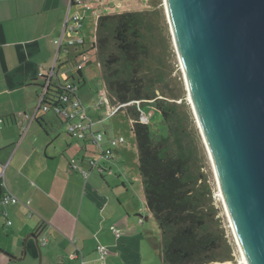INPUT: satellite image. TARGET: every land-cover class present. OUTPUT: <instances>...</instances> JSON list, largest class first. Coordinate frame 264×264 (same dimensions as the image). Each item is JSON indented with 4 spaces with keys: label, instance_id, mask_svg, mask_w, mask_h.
<instances>
[{
    "label": "crops",
    "instance_id": "crops-1",
    "mask_svg": "<svg viewBox=\"0 0 264 264\" xmlns=\"http://www.w3.org/2000/svg\"><path fill=\"white\" fill-rule=\"evenodd\" d=\"M79 1L0 0V172L19 199L0 205V214L6 213L0 223V264H37L39 254L31 238L23 255L24 238L30 233L45 235L46 243H39L42 264H76L71 258L76 248L88 254L84 264H126L114 249L113 233L117 227L126 229L139 207L111 188L105 174L112 173L114 163L99 160L89 167L81 162L87 177L70 168L72 162L90 158L94 145L71 136L61 117L38 105L43 84L38 73L53 67L52 85L69 79L74 60L95 42L97 17L109 6ZM116 6L122 7L121 1ZM76 13L83 19L73 28L70 19ZM60 38L58 46L54 41ZM78 38L81 45L65 46V40ZM81 73L84 85L86 72ZM79 98L93 130L103 132L106 141L113 138L95 125L93 118L100 116L96 102L85 104ZM122 150V144L113 148L111 160ZM98 245L111 250L105 260L101 255L98 260Z\"/></svg>",
    "mask_w": 264,
    "mask_h": 264
},
{
    "label": "water",
    "instance_id": "water-1",
    "mask_svg": "<svg viewBox=\"0 0 264 264\" xmlns=\"http://www.w3.org/2000/svg\"><path fill=\"white\" fill-rule=\"evenodd\" d=\"M162 8L222 214L246 263L264 264V0Z\"/></svg>",
    "mask_w": 264,
    "mask_h": 264
},
{
    "label": "trees",
    "instance_id": "trees-1",
    "mask_svg": "<svg viewBox=\"0 0 264 264\" xmlns=\"http://www.w3.org/2000/svg\"><path fill=\"white\" fill-rule=\"evenodd\" d=\"M151 5L149 11L100 14L95 42L84 52L89 59L83 66L93 55L97 57L107 93L113 102L124 104L121 109L131 120L145 206L161 232L164 263L232 261V246L214 222L216 209L208 204L211 195L205 176L195 167L194 152L184 141L187 134L176 102L183 95L164 90L168 86L165 67L153 51L163 13L160 1ZM73 71L65 81L75 87L74 93L52 85L45 89L41 104L54 106L62 93L69 99L76 96L82 69ZM143 103L158 111L168 130L165 136L154 139L149 124L139 121Z\"/></svg>",
    "mask_w": 264,
    "mask_h": 264
},
{
    "label": "rangeland",
    "instance_id": "rangeland-1",
    "mask_svg": "<svg viewBox=\"0 0 264 264\" xmlns=\"http://www.w3.org/2000/svg\"><path fill=\"white\" fill-rule=\"evenodd\" d=\"M95 1L96 2H93L94 4H99V2H101L103 6H106L107 4L109 5L104 8L103 11L105 13H115L118 11H127L125 9L132 11H149L154 8L151 4L156 0ZM118 1H121L122 7L116 6ZM158 1H160L163 20L160 19L161 27L155 33L156 39L153 42V51L165 67L168 86L167 89L165 88L164 90H167V92L172 91L180 96L183 95L182 98L176 100V102L179 104L178 112L182 117L181 124L187 134L186 136L184 135V141L194 152L195 167H200V172H202L205 176V184L207 185L211 195V199H209L208 204H211L216 209L214 222L220 230L224 231L225 237L232 246L233 260L229 262H232L233 264H241V252L222 214L215 182L207 161L199 130L189 105L182 74L180 72L174 48L167 31L166 20L162 8V0ZM89 33H92L90 29ZM89 44H86V46ZM97 61V57L93 55L91 57V62L82 68V72H86V83L80 86L77 94L81 97L85 104L91 100L93 103L96 102L97 92L105 89V84ZM141 110L142 113L148 117L147 123L150 127L151 136L154 139L165 136L168 130L158 111L149 103L141 104ZM96 112H98L100 116H95L93 118V120L96 121L95 125L100 127L101 130L106 128L108 133L112 134L114 138H118L119 136L124 138V142L121 143L123 150L118 152L116 156H114L115 158L113 160L103 161L105 163H114V167L111 170L112 173H104L105 177L106 179L111 178V180H109V184L114 191L122 195L124 198H127L130 202H133L135 207H139L137 210V213L139 214H132V220L129 221L128 227L126 229L117 227V230L113 233L116 243L114 249L117 248L119 257H121L123 263L126 264H165L162 258L163 238L161 232L157 226L154 216L145 206L144 191L138 171L137 145L132 133L131 120L124 109H120L112 116H106L104 109H99ZM87 156L91 159L99 160L97 148L94 146V154H88ZM130 207L133 206L130 205ZM0 220V223L3 224V222L6 221V218L0 214ZM117 245L119 246L117 247ZM104 249L106 253L101 257L102 260H105L106 256H109L111 251L107 247ZM95 251L97 253L98 260H100V253L96 250V248ZM87 257V253H82V262H84V260L86 262ZM75 262L78 264L80 260L77 259ZM37 264H42V254L40 263L38 255Z\"/></svg>",
    "mask_w": 264,
    "mask_h": 264
},
{
    "label": "built area",
    "instance_id": "built-area-1",
    "mask_svg": "<svg viewBox=\"0 0 264 264\" xmlns=\"http://www.w3.org/2000/svg\"><path fill=\"white\" fill-rule=\"evenodd\" d=\"M79 3V0H76ZM88 9L90 6L85 5ZM83 19L82 15L76 13L71 16L70 22L73 24V28H77L80 25L81 20ZM55 44L58 46L62 45V38L55 40ZM83 42L80 38L78 39H68L65 40V46H75L81 45ZM89 59L88 54L81 53L76 60V63L73 65V70L78 71L82 69V66L85 62ZM99 65V63H98ZM39 77L41 78L42 90L39 96V108L43 111H51L55 115L61 117L66 122L67 132L79 140H88L89 143L93 144L99 153V160H111L113 158V148L118 146L119 144L124 142V138L119 136L118 138H109L107 141L104 140V134L101 131L93 130L94 122L88 117L87 110L85 106L82 104L79 96L68 98L66 93H62L58 96L57 101L55 102L54 106H48L45 104H41L42 98L45 92V89L49 86H52V78L54 76V69L53 67L48 70L47 72H40L38 73ZM71 82L62 81L57 85V87L63 86L68 89L70 92L74 93L75 87L70 86ZM97 101L94 105L95 109H104L106 116H112L117 111H119L124 104L113 102L112 98L107 93L106 89H102L96 94ZM139 121L142 123L148 122V117L141 113L139 117ZM3 122L0 119V124ZM98 159L94 160L91 158L85 159H78L70 164V168L75 172L79 173L83 177H87L89 171L86 167L80 165L81 162H85L89 167H96L98 165ZM0 205L5 207L8 204H13L19 202V199L13 195L8 188L5 186L3 182V170L0 172ZM3 215H6L5 212H2ZM9 224L10 221H7ZM39 243L44 245L46 243V238L43 236L39 238ZM97 251L100 253L101 257L106 253L103 246L98 245L96 247ZM72 259H79L80 262L78 264H83L82 262V252L80 249L76 248L74 253L71 254Z\"/></svg>",
    "mask_w": 264,
    "mask_h": 264
},
{
    "label": "bare ground",
    "instance_id": "bare-ground-1",
    "mask_svg": "<svg viewBox=\"0 0 264 264\" xmlns=\"http://www.w3.org/2000/svg\"><path fill=\"white\" fill-rule=\"evenodd\" d=\"M241 252V251H240ZM240 263L241 264H247L242 253H241V257H240ZM209 264H233L232 262L229 261H224V262H213V263H209Z\"/></svg>",
    "mask_w": 264,
    "mask_h": 264
}]
</instances>
